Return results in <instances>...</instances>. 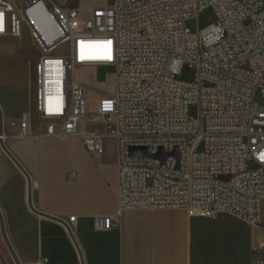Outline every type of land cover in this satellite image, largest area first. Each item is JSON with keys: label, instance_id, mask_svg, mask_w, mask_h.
<instances>
[{"label": "built area", "instance_id": "2783aa9c", "mask_svg": "<svg viewBox=\"0 0 264 264\" xmlns=\"http://www.w3.org/2000/svg\"><path fill=\"white\" fill-rule=\"evenodd\" d=\"M72 1L62 8L50 0H0V38L21 41L28 24L40 50L35 110L22 114L16 139H77L96 159L113 139L121 211L229 214L261 225L264 0H112L88 9L71 8ZM38 3L58 30L51 44L28 21ZM206 10L215 22L192 32L187 22ZM65 47L67 55H55ZM185 66L196 70L192 82L178 80ZM100 68L112 71L114 92L98 99V119L90 122L88 89L76 75ZM34 115L42 132L33 130ZM118 221L100 217L97 229L111 231Z\"/></svg>", "mask_w": 264, "mask_h": 264}, {"label": "crops", "instance_id": "0c3cea01", "mask_svg": "<svg viewBox=\"0 0 264 264\" xmlns=\"http://www.w3.org/2000/svg\"><path fill=\"white\" fill-rule=\"evenodd\" d=\"M107 2L91 0L81 8ZM20 42L0 38L5 145L31 180L34 209L71 226L85 264H264V202L259 226L229 214L202 218L184 210L121 211L117 158H93L77 139H16L22 114L35 110L40 56L20 52ZM43 126L34 115L33 130L42 132ZM71 172L78 175L74 181L68 179ZM28 195L26 175L0 147V211L18 259L22 264H39L42 258L47 264H81L64 226L33 213ZM103 216L119 218L111 231L97 229Z\"/></svg>", "mask_w": 264, "mask_h": 264}, {"label": "rangeland", "instance_id": "374dc122", "mask_svg": "<svg viewBox=\"0 0 264 264\" xmlns=\"http://www.w3.org/2000/svg\"><path fill=\"white\" fill-rule=\"evenodd\" d=\"M59 7L65 8L72 0H50ZM91 0H73L70 7L78 8L81 6H86ZM112 0H110L111 2ZM107 2V3H110ZM22 6L25 5V0H20ZM106 3V4H107ZM215 22V16L212 10H206L197 20L188 21L186 26L192 32H201L207 29L212 23ZM20 52L30 57L40 54V50L34 42L31 28L28 24L24 25L23 39L17 46ZM18 50V51H19ZM68 54V48L65 47L55 53L56 56H64ZM196 70L189 66H185L182 70L178 80L183 82H192L195 79ZM76 79L82 85L88 89V98L89 101V112L91 114L95 113L97 109L98 99L105 96H110L114 92V77L110 69H98L96 72L91 70H81L77 73ZM191 116H196L197 110L195 107H192L190 110ZM92 116V115H91ZM105 145V159L117 158V148L116 142L113 139L106 138L104 141ZM252 167V165H251ZM227 178L223 177L222 180ZM0 264H15L8 248L6 247L4 240L0 232Z\"/></svg>", "mask_w": 264, "mask_h": 264}, {"label": "water", "instance_id": "95a60500", "mask_svg": "<svg viewBox=\"0 0 264 264\" xmlns=\"http://www.w3.org/2000/svg\"><path fill=\"white\" fill-rule=\"evenodd\" d=\"M4 134V130H3V117H2V112H1V109H0V135ZM0 147L2 149V151L4 153H6V155H8L12 161L16 164V166L26 175L27 179H28V203H29V207L31 209V211L37 215H40L42 217H45V218H48L50 220H53L55 222H58L60 223L61 225L64 226V228L67 230L72 242L74 243L77 251H78V254H79V257H80V262L81 264H85L84 262V258H83V255H82V252L76 242V239L73 235V232L72 230L70 229V227L68 226L67 223L59 220V219H56V218H53V217H49L47 215H44L42 213H39L36 209H34L33 207V204H32V184H31V180L28 176V174L26 173V171L22 168V166L18 163V161L14 158V156L12 155V153L9 151V149L7 148V146L5 145L4 142H0ZM0 232H1V235H2V238L4 240V243L6 245V247L8 248L9 252H10V255L12 256L15 264H22L21 261L18 259L15 251H14V248L8 238V235H7V232H6V227H5V224H4V219H3V216H2V213L0 211Z\"/></svg>", "mask_w": 264, "mask_h": 264}, {"label": "bare ground", "instance_id": "6f19581e", "mask_svg": "<svg viewBox=\"0 0 264 264\" xmlns=\"http://www.w3.org/2000/svg\"><path fill=\"white\" fill-rule=\"evenodd\" d=\"M28 21L35 32L38 33L47 44H51L57 39L58 30L53 22L46 17L43 4L38 3L29 11ZM97 119L96 112L88 115V120L90 122L97 121Z\"/></svg>", "mask_w": 264, "mask_h": 264}]
</instances>
